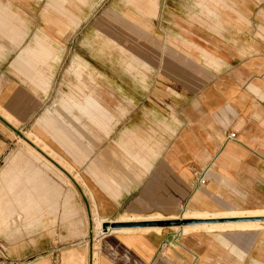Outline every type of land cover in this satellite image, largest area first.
<instances>
[{
    "label": "crops",
    "instance_id": "1",
    "mask_svg": "<svg viewBox=\"0 0 264 264\" xmlns=\"http://www.w3.org/2000/svg\"><path fill=\"white\" fill-rule=\"evenodd\" d=\"M128 1L151 15L156 9L161 16L168 11L158 9L157 0ZM66 2L48 0L44 9L65 13L69 23L77 24ZM145 28L144 45L130 59V71L114 72L106 86V72H89L86 55L71 56L66 70H59L63 58L52 46L53 37L36 36V28L30 29L11 2L0 0L1 169L9 151L5 115L15 128L34 118L33 143L47 149L50 159L44 156L48 162H42V154L27 146L30 156L46 168L56 167L54 161L74 181L80 178L82 187L75 185L89 201L87 224L82 220L71 239L88 237L89 250L71 244L60 264H87V257L88 264H264V226L102 229L105 222L204 218L183 217L184 212L225 214L205 217L222 219L264 209V49L249 51L245 39L238 48L229 34L217 40L198 27L191 30V52L181 45L182 32L153 22ZM170 49L177 50L176 57ZM73 64L80 70L73 71ZM230 133L234 137L228 138ZM35 167L22 180V170L8 178L9 190L18 182L32 186L20 189L24 194L16 207L0 206L2 223H14L13 213L18 220L36 221ZM204 167L206 180L199 184L195 172ZM248 221L264 223H213ZM58 249L52 244L39 249L41 264H48L46 259L52 264Z\"/></svg>",
    "mask_w": 264,
    "mask_h": 264
},
{
    "label": "rangeland",
    "instance_id": "2",
    "mask_svg": "<svg viewBox=\"0 0 264 264\" xmlns=\"http://www.w3.org/2000/svg\"><path fill=\"white\" fill-rule=\"evenodd\" d=\"M9 1L30 29L36 28V36L50 34L53 37L52 46L55 47L56 54L63 58L62 64H58V68H61L59 70H66L71 56L86 55L90 61L87 68L89 72H97V68H103L106 72V86L110 85L107 79H113L114 72L130 71V59L134 57L136 51L142 49L147 29L145 27L152 22L155 25L165 24L170 29L182 32L184 37L181 38L184 42L181 45L186 49L192 47L190 43L194 40L192 28L196 30L201 28L205 31L201 34L217 36V40L224 34H229L233 45L238 48L244 46L242 40L245 39V42L248 40L249 51L257 49L258 46L262 47L258 50L264 49V0H157L158 9H168L167 14L162 16L158 14L157 9L155 15L149 14L147 10L138 7L136 1L68 0L65 6L77 14L79 18L77 24L69 23L65 13L45 11L48 0ZM49 16L58 17L61 23L47 21ZM150 33L154 38L160 39L159 35ZM151 35L149 34L148 38L151 39ZM31 36L27 38L30 39ZM175 51L177 50L170 49V56L176 57ZM190 51L192 52L191 49ZM206 55L204 53L203 56ZM187 65L192 67L191 64ZM72 66L73 71L80 70L79 64ZM5 117L10 121L9 151L5 168L0 167V206L16 207L19 200L17 198L22 200L24 194L20 189L32 186V182H18L9 190L8 178L15 177V173L22 170L25 172L19 175L22 180L29 170L36 166V211L33 212L36 221H29L23 216L18 220L16 213L12 215L16 220L14 223L8 221L4 224L0 221V264H41L44 260H39L41 257L38 251L49 247L50 244L58 247L60 253L58 257L56 253L55 259L51 260L52 264H60L64 249L71 244L84 245L89 250L88 237L74 241L71 239L82 220L85 221V225L87 224L86 203L89 201L82 197L75 185L76 183L82 187L80 178L77 176L76 181L71 178L70 181H66L60 174L62 168L59 164L54 163L58 168H46L30 156L26 144L32 145L31 142L34 141L33 132L36 128L34 118L25 127L15 128L11 123L16 122L7 115ZM41 147L37 144L39 150L35 148L42 154V162H48L45 158H49L48 150ZM62 172L66 174L63 170ZM254 210L262 211L264 214V209ZM193 213L184 212L183 217L199 216ZM184 226L187 225H177L179 228L175 229H181L183 232L193 231ZM46 261L49 264V260ZM88 261L87 257V264Z\"/></svg>",
    "mask_w": 264,
    "mask_h": 264
},
{
    "label": "water",
    "instance_id": "3",
    "mask_svg": "<svg viewBox=\"0 0 264 264\" xmlns=\"http://www.w3.org/2000/svg\"><path fill=\"white\" fill-rule=\"evenodd\" d=\"M53 163L55 162L53 161ZM63 171L71 178V176L65 170ZM263 219H264V216H242V217H231V218H222V219L183 218V219H165V220L141 221V222H113V223L105 222V223H102V229L105 231L107 227L117 228V227H124V226H146V225H150V226L151 225H156V226L176 225L177 226V225H186V224L213 222V221H244V220H263Z\"/></svg>",
    "mask_w": 264,
    "mask_h": 264
},
{
    "label": "bare ground",
    "instance_id": "4",
    "mask_svg": "<svg viewBox=\"0 0 264 264\" xmlns=\"http://www.w3.org/2000/svg\"><path fill=\"white\" fill-rule=\"evenodd\" d=\"M35 140V139H34ZM25 142V141H24ZM31 142V141H30ZM32 143V145L31 144H26L27 146H28V148L30 149V150H32L33 152H37V149L35 148V147H37V145L35 144V143H33V142H31ZM33 148V149H32ZM195 214H197V215H199V216H195V217H208V216H213L214 217V215H219V214H207V213H195ZM263 214V212H249V213H241V214H229V215H234V216H236V215H253V216H256V215H262ZM223 215H225V214H223ZM220 216V215H219ZM218 216V217H219ZM222 217V216H221ZM211 218V217H210ZM248 222H257V223H248ZM248 222H235V223H240V224H231V223H222V224H225V225H213V224H219V223H202V224H190V225H187V226H184L185 228L186 227H188V228H191L192 230H213V229H256V228H259L261 225H264V223H258V222H260V221H248ZM221 224V223H220ZM227 224V225H226ZM230 224V225H229ZM190 226H193V227H190ZM145 228V227H144ZM148 228H150V227H148ZM153 228V227H152ZM155 228V227H154ZM175 228H179V227H177V226H175ZM108 229H110V228H108ZM117 228H113L112 230H116ZM121 229H123V230H121ZM127 229H129V228H119L118 230H120V231H131V229L130 230H127ZM156 230H159V228H155ZM146 230H148V229H144V230H142V231H146ZM150 230V229H149ZM148 230V231H149ZM108 231V230H107Z\"/></svg>",
    "mask_w": 264,
    "mask_h": 264
},
{
    "label": "built area",
    "instance_id": "5",
    "mask_svg": "<svg viewBox=\"0 0 264 264\" xmlns=\"http://www.w3.org/2000/svg\"><path fill=\"white\" fill-rule=\"evenodd\" d=\"M234 135H235V133H230V134H228V138H232V137H234ZM195 173L198 176V183L204 184L205 180H206V167L202 168L199 171H196Z\"/></svg>",
    "mask_w": 264,
    "mask_h": 264
}]
</instances>
